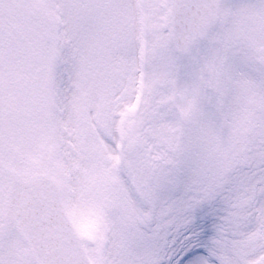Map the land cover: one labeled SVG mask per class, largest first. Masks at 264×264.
I'll return each mask as SVG.
<instances>
[{"label":"snow or ice","instance_id":"6c2138e0","mask_svg":"<svg viewBox=\"0 0 264 264\" xmlns=\"http://www.w3.org/2000/svg\"><path fill=\"white\" fill-rule=\"evenodd\" d=\"M193 7L0 0V264H264V0L218 14L210 150L195 100L126 113L137 47Z\"/></svg>","mask_w":264,"mask_h":264},{"label":"rangeland","instance_id":"374dc122","mask_svg":"<svg viewBox=\"0 0 264 264\" xmlns=\"http://www.w3.org/2000/svg\"><path fill=\"white\" fill-rule=\"evenodd\" d=\"M161 25H162V29H163V25H164L163 21H161ZM159 33L160 34H158V36H157L158 42H157L156 46L151 45L152 49L150 48L151 52H149V56H148L149 64L154 65L156 70H157V72H158V73H156V72L149 73V78H148L147 84H149L150 88L156 86L160 82L162 74L164 76L172 78L174 76V73L178 72V71H176V69L170 68L171 67L170 66V61L168 59L175 60L176 57L169 53L166 45L162 49L163 52H164V56H159L160 55V51L159 50H161L160 45L162 44V41H164L163 37H165V33H163V32L162 33L159 32ZM161 36H163V37H161ZM202 51H203V53L208 54V52H209L208 47L202 48L201 51L199 50V47L194 49V53H200V55H201ZM158 53H159V55H158ZM200 55H199L198 59H196L192 63V65H190V67L187 66L185 61L180 62V63H185V64H183V69H182V72H181V78L183 79V81L186 84H192V86H190L191 88H194V89L197 88V89H202L203 90V87H197L195 85V83H197V81H200L201 79H202L201 83L203 84L202 74H203L204 77L207 74L206 72L205 73L201 72L200 66H201V62L203 60L200 57ZM192 59H193V57H192ZM136 64L134 62V65H133L134 70L131 73V82H130L131 85L135 84L134 81H135V79H137V68H138V60L137 59H136ZM167 83L169 84L168 81H167ZM170 96L171 95H169V97ZM128 105H129V103H128ZM183 108H184V104L182 105V109ZM181 112L183 113V111H181ZM172 114H173V117L177 119V113L172 112ZM194 124L197 127H200L201 129H203L204 133L209 132L208 123L196 120V121H194ZM201 139L204 140V136L203 135H201Z\"/></svg>","mask_w":264,"mask_h":264}]
</instances>
